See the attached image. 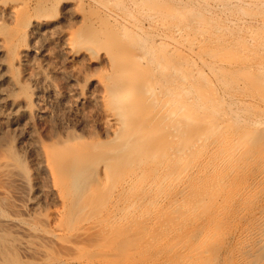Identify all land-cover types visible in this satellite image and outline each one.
I'll return each instance as SVG.
<instances>
[{
    "label": "rangeland",
    "instance_id": "1",
    "mask_svg": "<svg viewBox=\"0 0 264 264\" xmlns=\"http://www.w3.org/2000/svg\"><path fill=\"white\" fill-rule=\"evenodd\" d=\"M101 1L107 3L109 7L116 5V12L119 15L139 25L140 29L135 33H138L145 45L150 44L152 48L148 46L149 48H156V51L153 50L156 56H159L158 61L164 60L165 55L166 59L169 54L168 60L184 68L188 67V71L194 61L202 72L199 77L187 75L188 82L191 81L200 86V89L203 88L204 93L211 88L214 89L218 94L214 100L215 104L220 107L224 104L228 114L230 112L238 114L237 117L230 118L225 114L222 119L215 118L216 124L220 125L223 123L221 120H224L225 124H228L227 132L232 135L247 133L248 137L249 132L251 135L247 139V142H251L249 145L256 144L252 140L254 138V141H258V145L264 148V132L254 128L249 129L250 125H254V120L264 122V0ZM24 2L19 12V19L6 21V25H1L0 37L11 34L16 24L23 22L24 25L30 17L44 15L59 19L58 25L64 32L83 35L91 32L93 27L91 20L103 15L90 0H24ZM64 2H69L71 6L63 8ZM178 16L184 18L179 19ZM150 18L153 25H149ZM179 24L189 27L183 39L186 43L195 41L192 42L195 49L199 48L197 49L199 60L195 61L190 57L191 55L188 57L187 52L182 53V47H178L180 51L176 49L174 53L171 50L168 52L170 46H165L164 49L163 46L162 50H159L161 46L159 48L155 44L152 45L154 37L169 35L171 32L167 29ZM198 24L201 27L199 29H197ZM122 25L121 20L113 24L116 30V41H118L117 33ZM25 42L17 41L18 44ZM121 43H124V47L120 46L121 51L122 48L127 49L129 54L132 49L137 48V45L128 41ZM48 48L51 52H56L57 49L54 43H50ZM124 50L123 53L126 52ZM178 51L182 55H179ZM128 53L125 55L128 56ZM101 54L100 59L103 57ZM220 58L228 61L226 62L228 65L225 63L222 66L218 65ZM207 65L213 67L214 74L209 76ZM103 70V68L96 70L91 68L89 71L98 82L99 89H102L100 83L107 80ZM16 74L20 81L21 76L19 73ZM150 77L168 81L175 78V74L167 76L152 73ZM55 82L58 89L62 90L63 77L56 76ZM205 101L212 100L205 98ZM81 116L85 117L83 120H88V124L83 130H71L83 136L88 152L81 151L77 146L79 143H70L72 141L69 144L66 143V146L63 145L64 148H62L66 149V152H63L61 147L55 146L58 145L57 138L61 136L63 130L55 115L21 119L17 132L22 133L24 142L31 136L33 141L47 148L49 151L47 156L50 155L48 158L52 160L54 167L52 169L56 168L55 172L50 171L52 174L48 172L49 169L36 168L39 161L46 166L47 159L43 155L44 152L41 154L42 151L28 152L26 145L21 147L23 150L21 152L17 149L15 141L11 139L15 134L13 128L7 125L2 127L0 133V264H235L237 257H235L234 249L249 211L247 204L236 201L240 194L235 193V182L231 181L230 184L228 182L233 189L227 187L225 195L217 194L215 201L203 202L207 203L209 208L211 205L212 207L220 206L223 195L232 202L225 208L226 210H223L224 212H219L218 218L212 216L213 209H205L202 207L205 204L201 203L200 207L195 206L192 215L195 218L188 223H181V219L178 220L180 215L176 213L177 210L176 214L169 213L172 208L173 212L175 211V208L170 205L176 202V198H178L177 201L180 200L181 195L185 198L190 195L188 200L194 196L196 198L198 191L193 188L194 184L200 181L204 183L205 180L209 183L211 178L208 179L207 175L203 176L204 180L200 178V181L197 180L198 178H195L196 180L191 178L188 183L185 182L186 188L182 194L178 186L184 182L178 184L177 179L173 178L169 187L163 186L159 189L160 192L158 190L155 194L156 189H149V183L158 173L162 175L161 168L158 166L156 168L154 165L141 167L146 172L135 178L133 175L136 165L130 158L132 155L129 157L126 155L127 152L135 150L139 142L132 140L131 145H126V141L117 142L115 149H111L105 142L108 137H105L103 128L98 124L101 121V115L96 107L82 108ZM149 118L152 119V116ZM156 118L163 121L165 126L164 119L153 117L152 120L158 122ZM217 120L220 121L217 122ZM26 122H29V125ZM200 124L193 127L180 126L179 134L173 130V128L177 129V126L168 128V131L163 126L155 129L153 126L149 128H153V131L149 129L147 131L150 136L147 147L151 148L153 145L158 149L156 143H159V146L161 144L164 149L162 151L159 147L162 152L172 148L175 150L174 145L178 137L175 136L173 141L169 140V136L171 139L172 135L181 136L184 131L188 135L201 132L203 124ZM24 127L26 131L22 132ZM131 127H129L130 131L135 129ZM133 145H136L135 149L132 148ZM130 147L132 149H129ZM60 148L61 150H58ZM16 151L21 152L19 154H22V157L24 152L25 157L11 168L3 167V161L12 157L11 155ZM79 153L80 155L83 153L82 157H87L83 164L72 167L65 162L70 156L79 155ZM115 158L116 161L111 165V159ZM108 159L110 160L107 161ZM109 162L111 163L105 164ZM174 163L178 162L174 160ZM188 163L193 164L194 159L192 161L189 159ZM249 164L247 163L244 168L254 166ZM250 167L248 171L254 168L251 172L246 169H244L246 172L243 171L244 174L247 173L245 175L247 180L253 179L258 174L257 165L251 169ZM61 169L67 170L70 176L69 180H66L68 183L65 181L66 187L58 191L53 181L54 176L60 175ZM103 169L107 172L104 170L105 173H103ZM192 190L197 191L195 192L197 194H194ZM156 198H160L163 202L155 200ZM240 205H244L243 207L247 209H243ZM230 206L235 209L233 210ZM258 207L255 208L258 209ZM123 209H129L130 214ZM242 210L248 211L245 213ZM57 211L61 212V216L54 214ZM122 214L131 216L127 218ZM112 215H115L116 219ZM172 215L177 219L175 220ZM171 218L174 220L171 221ZM203 240L208 241L200 247L202 254L194 257V254L192 255L194 245ZM209 245L210 248H208ZM203 247L208 250H204ZM212 254L215 255L213 263L206 262ZM199 259H202V262Z\"/></svg>",
    "mask_w": 264,
    "mask_h": 264
},
{
    "label": "bare ground",
    "instance_id": "2",
    "mask_svg": "<svg viewBox=\"0 0 264 264\" xmlns=\"http://www.w3.org/2000/svg\"><path fill=\"white\" fill-rule=\"evenodd\" d=\"M90 2H92V5H96L103 15L91 20L93 27L89 33L83 35L79 33L68 34L59 27V19L44 15L30 17L24 25L23 22L19 25L16 24L11 34L0 37V133L3 126L7 125V127L13 128L15 134L11 139L17 144V149L22 152L21 147L26 145L25 148L28 152L42 151L40 154L44 152L43 155L47 159L46 166L39 161L36 168L38 170L49 169L47 171L53 173L56 168L52 169L54 167L51 163L52 160L50 161L48 158L50 155L48 154L47 156V148L33 141L31 136L24 142L23 136H21L22 133L19 134L17 132L21 119L45 118L55 115L58 118L57 121L60 127L63 128L61 136L57 138L58 145L55 146L64 148L63 145L66 146L72 141L70 143H79L77 146L80 147L81 151L88 152L87 145H85L86 140L81 134L79 135L71 129L83 130L88 124V120H83L85 117L82 118L81 116L82 108L95 106L101 115V121L98 124L103 128L105 137H108L105 141L108 147L115 149L117 142L126 141V145H131L130 141L132 140L139 142L136 149V145H133L132 148L135 150L130 151L129 149H132L130 147L128 149L130 153L127 152L126 154L128 157L132 155L130 158L134 160L136 165L133 175L135 178L146 172L142 169L143 167L154 165L156 168L157 166L161 168L162 175L158 173L156 177H152L151 183H149V189H156V192L153 191L155 194L158 193L161 187H169L173 178L177 179L178 184H181L182 181L184 182L180 186L177 185L181 194L182 192L184 193V188H186L185 182L188 183L191 178H194V180L198 178V181H200V178L204 180L206 175L208 179L211 178L209 183L206 180V183L205 181L204 183H200L201 181L195 183L194 181L193 188L198 191V194L195 193L197 191H193L195 189L192 190L194 194H197L196 198L195 196L192 197L194 198L193 200L192 198L188 200L190 195L188 196L189 198L181 195L182 198L180 200L177 201L176 199L178 198H176V202L170 205V207L175 208V211L173 212L172 208L169 213H175L177 210L176 213L180 215L178 220L180 221L181 219V223H188L189 220L192 221L195 218L192 216L195 206L200 207L203 202H212L217 194L225 195L224 192L227 187H230V182H235V193L240 194L236 201L239 200L244 205L247 204L249 208L245 225H242L234 249L235 257H237L235 264H264V148H261L257 143L258 141H254V138L252 140L257 145H249L251 143L247 142L250 135L249 132L248 137L246 136L247 133L232 135L227 132L228 124L221 120L222 117L225 114L229 115L230 118L237 117L238 114L230 112V110V115L224 109V104L221 107L215 104L214 100L218 94H216L214 89L211 88L207 91L208 93H204L203 88L200 89L197 84L191 81L188 82L187 75L191 74V76L194 75L193 77H199L202 72L194 61L189 71L188 67L184 68L174 64L172 60H168L169 54L166 59L164 54V60L158 61L157 58L159 56L155 54L156 48H153L155 49L154 51L151 49L150 44H146V48L138 33H135V31L138 32L140 29L136 22L119 15L116 12V5L109 7L107 3L101 0H90ZM23 4H25L24 0L0 1V27L1 25H6V21L18 20ZM132 4L136 6L134 3ZM63 6L66 9L71 5L69 2H64ZM178 18L182 19L184 17L178 16ZM118 20H121L124 26L122 25L121 30L117 33L118 41H116V30L113 28V24ZM149 25H153L151 18L149 19ZM171 27L173 28L167 29L169 30L168 32H171L169 35L154 37L152 45L161 46L159 50H162L163 46V49L166 48L165 46H170L168 52L170 50L174 52L176 49L179 50L178 47H182V53L187 52L188 57L191 55L190 57L194 58L195 61L199 60L197 51L199 48L195 49L193 46L195 41L192 40V42L187 39L189 42L186 43L184 40V34L188 33L189 27H183L180 24ZM197 27V29L201 28L200 24ZM113 31L114 33H112ZM21 40L26 42L18 44L17 41ZM122 41L133 43L137 45V48L132 49L130 54L127 49L128 52L122 48V51L124 50L126 51L125 53L129 54L127 56L120 49V46L124 47V43H121ZM50 43L56 45V52L49 50L48 45ZM100 53L103 55L101 59L99 57ZM184 54L183 57L186 58ZM224 61V59H218V65L227 64L226 62L228 61ZM91 68L95 70L98 68L104 69L103 72L106 74L107 80H103L100 83L102 89H99L98 82L89 73ZM207 68L209 76L214 74L215 70L213 67L207 65ZM16 73L21 76L20 81L17 79ZM152 73L167 76L175 74V78L168 81H160L151 78L150 74ZM56 76H61L64 79L62 90H59L56 85ZM205 98L212 100L210 101L211 103L205 101ZM151 116L152 119L153 117L154 119L155 117L164 119L166 122L165 126H163V121H159L156 118L158 122L156 120L155 122L149 118ZM215 118H221L220 120L223 123L221 122L222 124L217 125L214 121ZM220 120H217V122ZM254 121V125H250L249 129L254 128L264 132V122L262 120ZM200 123L203 124V131L193 135H188L184 131L183 135L177 136L180 126L193 127L198 126ZM26 124L29 125V122H26ZM130 125L133 126L131 127ZM153 126L154 129L162 128L163 126L166 130L177 126V129L173 128V130L178 133L172 135L171 139L169 136V140L173 141L175 136L178 137L174 145L176 147L175 150H172V145V147H168L172 149L162 152L164 149H162L161 144L159 146V143L156 144H158V149L161 147L162 151L156 149L153 145H151V148L149 147L150 149L147 147L150 142L148 140L150 136L147 131H153V128L149 129ZM129 127L135 129L130 131ZM24 131H26L25 127L22 132ZM246 142L248 145H246ZM61 148L58 150H61ZM63 150V152H66V149ZM24 152L23 157H25ZM19 153L17 151L14 152L11 155L12 157L3 161L2 166L5 168L14 166L17 161L23 158L22 154ZM82 154L70 156L69 160L65 162H68L72 167L79 166L86 160V156L82 157ZM64 159L66 158L64 157ZM189 159L191 161L194 159V163L189 165ZM174 160L178 163H174ZM114 161H116V158L114 160L111 159V165H113ZM111 162L105 164H110ZM247 163L258 167V174L251 180H247L245 177L247 173L244 174L243 172H246L250 167L244 168ZM252 166L250 169L254 167ZM251 170L247 171L251 172ZM59 174L54 176L53 183L55 189L61 191L66 187L65 181L69 180L70 174L67 170H62ZM74 180H76V177ZM38 192H42V190H38ZM224 195L221 197L223 200L220 206L212 207L211 205V208H209L210 206L207 203H203L207 207H202L213 209L212 213L214 215L212 216L217 217L219 212L226 210L225 208L232 203ZM155 200L159 201L161 199L156 198ZM161 201L163 202V200ZM256 206H259L258 209L255 208ZM230 207L232 208V206ZM244 208L247 209L246 207ZM232 209L234 210L235 208L233 207ZM123 211L130 214L129 209H123ZM247 211L244 210L243 212L246 213ZM60 213L57 211L54 214L61 216ZM124 215L122 214V216ZM130 216L125 215L124 217L130 218ZM172 216L174 217V215ZM113 217L116 219L115 215ZM120 219L122 221V218ZM174 219L176 220L177 218L174 217ZM170 220L173 221L172 218ZM87 227L89 226L87 225ZM207 241L203 240L194 245L192 250L194 257L202 254L200 247ZM205 247H203L204 250L207 249ZM210 247L209 245L208 248ZM214 259L215 255L212 254L206 262L213 263ZM200 262H202V259Z\"/></svg>",
    "mask_w": 264,
    "mask_h": 264
}]
</instances>
